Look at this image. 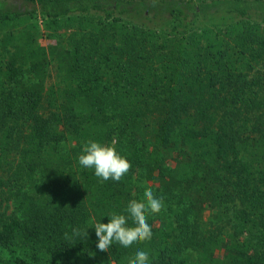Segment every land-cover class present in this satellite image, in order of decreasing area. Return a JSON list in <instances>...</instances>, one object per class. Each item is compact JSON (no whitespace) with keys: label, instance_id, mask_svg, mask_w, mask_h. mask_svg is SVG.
I'll list each match as a JSON object with an SVG mask.
<instances>
[{"label":"trees","instance_id":"1","mask_svg":"<svg viewBox=\"0 0 264 264\" xmlns=\"http://www.w3.org/2000/svg\"><path fill=\"white\" fill-rule=\"evenodd\" d=\"M89 141L130 171L80 166ZM146 188L165 205L151 240L98 250L94 222ZM74 228L87 238L66 239ZM138 250L264 264V0H0V264Z\"/></svg>","mask_w":264,"mask_h":264},{"label":"clouds","instance_id":"2","mask_svg":"<svg viewBox=\"0 0 264 264\" xmlns=\"http://www.w3.org/2000/svg\"><path fill=\"white\" fill-rule=\"evenodd\" d=\"M78 163L84 168L93 169L95 176L103 181L111 179L116 182H119L132 167L127 158L117 152L114 143L105 145L96 141H89L83 147ZM143 196V201L133 199L128 203L126 215L113 212L107 216L109 218L107 223L94 222L91 227L95 229L98 238L96 245L98 250L108 252L114 242L129 248L134 244L151 240L153 233L147 222L148 215L160 213L165 205L163 197L155 196L151 188H146ZM129 220L132 222L131 225ZM81 235L87 238V229L81 232L80 229L74 228L72 236L65 233V238L74 243L73 237ZM128 264H150L148 252L136 251L128 260Z\"/></svg>","mask_w":264,"mask_h":264},{"label":"rangeland","instance_id":"3","mask_svg":"<svg viewBox=\"0 0 264 264\" xmlns=\"http://www.w3.org/2000/svg\"><path fill=\"white\" fill-rule=\"evenodd\" d=\"M44 31L45 30L43 29L42 25H40L39 28H38V30L36 31L37 40H38V42H40L43 45L48 44L50 41H52V39H48L45 36ZM51 81L52 82H55V78L54 77H51L50 80H49V84H51L50 83Z\"/></svg>","mask_w":264,"mask_h":264}]
</instances>
